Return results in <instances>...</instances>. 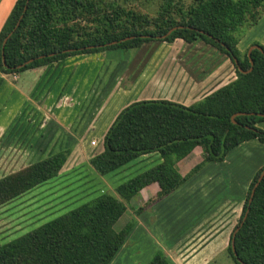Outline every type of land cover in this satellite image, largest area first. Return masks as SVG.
<instances>
[{
  "label": "trees",
  "instance_id": "16d2710c",
  "mask_svg": "<svg viewBox=\"0 0 264 264\" xmlns=\"http://www.w3.org/2000/svg\"><path fill=\"white\" fill-rule=\"evenodd\" d=\"M131 1L16 0L0 29V73L21 74L81 54L122 50L134 55L144 43L180 39L217 49L230 60L236 78L190 106L152 99L121 109L103 136L102 150L88 159L92 170L104 177L148 154H158L161 162L112 193L94 197L0 243V264H110L136 223L132 218L115 230L127 210L124 202L155 184L158 192L136 209L139 214L177 190L204 165L224 161L241 143L257 140L264 145V130L258 127L264 117L257 116L264 113V48L253 43L263 53L253 49L250 57L248 50H238L240 39L264 14V0H143L144 7ZM154 3L155 11L150 10ZM174 27L178 28L170 35L157 39ZM10 33L3 49L4 66L2 44ZM30 59L34 61L19 67ZM249 59L252 70L240 72L238 67L249 70ZM196 147L202 150V161L182 176L176 164ZM70 152L64 148L0 177V206L55 178ZM263 168L248 186L229 237L226 253L234 264H264V177L248 203ZM237 227L234 256L231 240ZM147 264L173 263L158 250Z\"/></svg>",
  "mask_w": 264,
  "mask_h": 264
},
{
  "label": "crops",
  "instance_id": "0c3cea01",
  "mask_svg": "<svg viewBox=\"0 0 264 264\" xmlns=\"http://www.w3.org/2000/svg\"><path fill=\"white\" fill-rule=\"evenodd\" d=\"M15 1L0 0V29ZM259 23L238 42V50L241 53L249 50L253 43H258L264 48V36H256L255 33V27H259ZM180 41L182 40L177 39L172 43L160 42L169 47L174 46V48L171 47L166 51L159 50L155 54L153 51L148 52L146 55L149 61L156 62L159 67L154 71L147 69L149 75L140 82L134 79L126 85V88H114L111 94L100 100L97 105L98 111L94 116H87L89 113L86 112L92 103L88 99V87H94L100 75L104 74L103 72L95 76L97 68L95 65L101 62L99 60L94 62V59L98 57L94 53L69 56L45 67L15 74V79L12 75L0 73V154L8 152L14 154L20 146L23 148L19 152L39 150V139L43 137V133L46 135L48 131H51L49 136H54L56 141H58L61 130L65 129H73V133L76 131L79 136L95 133L100 136L101 131L105 134L120 110L134 101L164 99L190 106L236 78L235 69L230 60L217 49L203 42ZM140 53L145 54L139 49L128 66L124 67L129 75L133 70L131 61L135 62ZM164 58L168 63L162 64ZM85 104L87 108H82L81 106ZM80 114L82 116L79 118ZM76 121L78 123L75 125ZM88 121L91 123L88 124ZM37 126L41 128L35 130ZM89 127L90 129L87 130L86 128ZM258 127L264 130V122ZM32 135H38V139L30 140L29 137ZM232 150L236 151V157L240 156L237 160L240 163L238 167H234L232 157H229ZM232 150L224 161L204 165L182 186L152 207V214L166 211L165 214L170 215V218L174 217L172 209L177 208L176 210L179 211L177 216H184L186 219L183 220L182 228L177 232H174V227L172 229L170 226L166 227L170 238L165 236L166 240L162 241L164 246L155 243L154 252L148 256L147 260L152 258L156 250H161L173 264H211L218 255L224 254L233 230V222L239 217L245 199L241 194L247 189L254 174L259 170L258 168L264 166V159L249 163L247 169L243 166L245 157L252 158L255 153L264 155V145L257 140L246 141ZM152 155H155L156 161L147 167L149 169L161 162L158 154L143 155L134 161ZM202 157V150L196 147L176 164L178 172L182 176L188 174L202 161ZM41 158L22 164L16 171ZM239 168L242 173L245 170L242 177L238 173ZM13 172L15 171L11 173ZM5 175L7 174H2L0 177ZM148 187L144 189L148 193L147 200H150L152 191L156 195L158 187L155 184ZM237 192L241 194H236V198L233 199L231 194ZM219 216L224 217L225 223L223 224L222 220L216 234L205 240V243L186 261L174 260L164 252V248L170 251L183 243H188L185 242V238L190 233L196 232L199 227L212 219H219ZM160 223L164 226L162 222ZM187 223L189 224L183 230V226ZM139 225L140 222H136L132 230ZM130 234L110 264H115ZM135 246L137 248L134 254H144L139 241Z\"/></svg>",
  "mask_w": 264,
  "mask_h": 264
},
{
  "label": "rangeland",
  "instance_id": "374dc122",
  "mask_svg": "<svg viewBox=\"0 0 264 264\" xmlns=\"http://www.w3.org/2000/svg\"><path fill=\"white\" fill-rule=\"evenodd\" d=\"M131 2L133 4L137 2L141 3L144 7L143 0H132ZM156 8H158V6L155 4V6L150 7V10L154 9L155 11ZM263 15L258 21V23L260 22L259 27H255L256 29L254 28L256 36H264ZM249 30L251 31L252 27L246 31L244 36L248 34L247 32ZM171 47L172 46L169 47L168 45L161 44L160 41H151L150 43L148 42L142 45L140 47V51L142 53L145 52V54L142 55L140 53L139 57L135 59V62L131 61L133 70L130 75L124 67L128 66L130 60L136 53L131 55V53L122 50L94 53L95 55H98V57L94 59V62L95 60H99V62H101L100 64L95 65L97 67L95 76L100 75L103 72L104 74L100 75V78L96 81L94 87H88V99L92 103L86 111L89 113L87 116H94L96 114L98 111L97 105L100 100L104 96L111 94L114 88H126V85H129L130 81L134 79L140 82L149 75L147 69L154 71L155 68L159 67L156 62L152 63L149 61V58L146 55L148 52L153 51V54H155L159 50H170ZM173 48L174 46L172 49ZM166 60L167 59L164 58V62L162 64L168 63ZM141 97H143V95ZM82 102L84 103V101ZM81 107L87 108V105L85 104ZM81 116L82 115L80 114L79 118ZM77 123L78 122L76 121L75 125ZM85 123L87 124V121H85ZM89 123H91V121H88V124ZM260 124L261 123L258 125ZM40 128L41 126H37L35 130ZM86 129L88 130L90 127ZM50 132L51 131H48L46 135L43 133V137L39 139V150H33L34 152H19V150L23 148L20 146L14 154H12V152L0 154V175H2L16 171L19 166H22V164L33 162L39 157L44 158L45 156L57 153L64 148L71 149L66 163L55 178L8 202L7 204L0 206V243L2 244L25 234L38 225L49 221L94 197L103 193H112L118 185L140 174L149 165L156 161L155 155H152L145 159L133 161L113 173L101 177L90 168L87 160L92 155L99 153L102 150V139L104 136L102 133L103 131L100 132V136H98L97 133L90 135L83 134L79 136V133H76V131L73 133V129H65L61 130V133H59L58 141L54 139V136H49ZM29 139L33 141L37 140L38 135H32ZM63 145L65 146L63 147ZM229 157H232L231 160H233L234 167H238V164L240 163L237 160L240 156L239 158L236 157V151L232 150ZM244 159L245 162H243V166L247 169L249 163L264 159V155L255 153L252 158L247 156ZM261 167L262 166L258 169H261ZM239 169L238 173L242 177L245 170H243L242 173V170L240 169L239 172ZM235 170L237 169L235 168ZM247 189H245L242 194L238 192L232 193V198L235 199L236 194H241V196L245 198ZM149 192H151V190H149ZM151 195V199H153L155 197V193L152 191ZM147 198L148 193L146 189H144L137 193L130 201L124 202L127 210L115 224V230H121L132 218H134L136 222H140V225L132 230L127 244L119 253V257L117 256L115 264H147L151 260V258L147 260L148 256L154 252V244L159 243L162 245L163 240L165 241L166 238H170L167 235L169 232H166V227L170 226V229L174 227V232H177L182 228L183 220L186 218H184V216H177L179 214V211L176 210L177 208L172 209L174 211V217L171 218L169 217L170 215L165 214L166 211H160L158 214L151 213L152 207L159 201L153 203L151 206H148L139 214H135L136 209L146 204ZM171 206L174 205L171 204ZM240 214L241 211L239 216ZM223 216H219V219H212L204 223L197 229L196 232L190 233L185 238V242L188 243H183L170 251L164 248V252L174 260L181 262L186 261L203 243H205V240H208L211 236L216 234V230L221 226L220 222L223 220V224L225 223V216ZM238 220L239 217H237L235 222H233V228L238 223ZM160 222H162L164 226H161L162 224ZM188 224L189 223L183 226V230ZM138 241L144 254H134V251L137 248L135 245ZM162 246H164V244ZM224 254L218 255L215 260L211 262V264H234L232 259L227 257L226 250L224 251ZM125 256L127 257L125 258Z\"/></svg>",
  "mask_w": 264,
  "mask_h": 264
},
{
  "label": "water",
  "instance_id": "95a60500",
  "mask_svg": "<svg viewBox=\"0 0 264 264\" xmlns=\"http://www.w3.org/2000/svg\"><path fill=\"white\" fill-rule=\"evenodd\" d=\"M18 25H19V22H17L15 28H16ZM177 28H178V27L171 28V29H170L165 35L158 36L157 39H158V40H162V39H164L166 36L170 35V34H171L173 31H175ZM179 28H180V27H179ZM10 35H11V33H10V34H9L4 40H3V44H2L1 54H2V63H3L4 66H6V64H5V59H4V56H3V49H4V45H5V43H6V41L8 40V38L10 37ZM126 39H128V38H126ZM126 39H125V40H126ZM116 43H117V42H112V43H110V44H116ZM253 49H257V50H259L261 53H263L262 49H261L259 46H251V47L249 48V50L247 51V55H248V57H250V53H251V51H252ZM41 57H42V56H41ZM249 60H250V59H249ZM33 61H34V59H30V60L26 61L24 64H22V65L19 66V67H23V66H25V65H28L29 63H31V62H33ZM235 64L237 65V61H236V60H235ZM252 66H253V62L250 60V68H249L248 71H243V70H241L239 67H238V70H239L240 72H242V73H247V72H250V71L252 70ZM257 116L264 117V113H263V114H257ZM232 122L235 123V121H234V116L232 117ZM263 177H264V168H263L262 172L260 173V176H259V178L257 179L254 188L251 190V193H250V197H249L248 203L251 202L252 197H253V194H254V191H255V188L258 186L259 182L261 181V179H262ZM246 215H247V211H246V213L244 214V216H243V218H242V221L240 222L239 226H241V225L243 224L244 220L246 219ZM238 230H239V227H237V228L234 230V232H233V234H232V240H231L232 251H233V253H234V256H236V253H235V251H234V237H235V234H236V232H237Z\"/></svg>",
  "mask_w": 264,
  "mask_h": 264
},
{
  "label": "built area",
  "instance_id": "2783aa9c",
  "mask_svg": "<svg viewBox=\"0 0 264 264\" xmlns=\"http://www.w3.org/2000/svg\"><path fill=\"white\" fill-rule=\"evenodd\" d=\"M12 77L15 79L16 78L15 74H13Z\"/></svg>",
  "mask_w": 264,
  "mask_h": 264
}]
</instances>
